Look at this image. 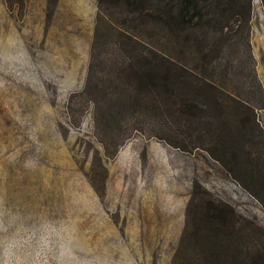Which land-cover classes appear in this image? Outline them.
<instances>
[{
  "label": "rangeland",
  "instance_id": "rangeland-1",
  "mask_svg": "<svg viewBox=\"0 0 264 264\" xmlns=\"http://www.w3.org/2000/svg\"><path fill=\"white\" fill-rule=\"evenodd\" d=\"M110 14L113 20L98 19L97 0H0V264H172L175 254L199 264L211 237L205 207L222 204L233 210L238 247L248 255V263L237 264H261L263 1L237 0L218 18L209 37L221 51L209 63L186 48L191 42L173 50L223 93L228 122L235 119L234 94L256 106L261 143L241 158L238 178L205 150L191 148L188 121L164 122L146 112L119 122L114 100L85 92L95 38L102 48L116 40L119 22L134 25L120 7ZM135 31L128 30L160 47L158 26L149 22ZM130 123L141 131L105 155L97 133L122 135Z\"/></svg>",
  "mask_w": 264,
  "mask_h": 264
},
{
  "label": "trees",
  "instance_id": "trees-1",
  "mask_svg": "<svg viewBox=\"0 0 264 264\" xmlns=\"http://www.w3.org/2000/svg\"><path fill=\"white\" fill-rule=\"evenodd\" d=\"M236 5L237 0H97L98 19L103 16L113 20L110 10L120 7L125 13L124 18L128 17L134 25L127 28L123 27L124 22H119L117 26L123 29L119 30L112 44L102 46L106 50H101L95 38L90 50L85 92L92 96L100 93L107 97L110 104L114 100L118 108L115 120L119 122H132L135 114L146 112H153L164 122L170 117L171 121L176 119V123L188 121L191 123L188 125L190 131L185 133L188 136L194 134L191 148L205 150L227 173L238 178L245 168V160L241 158L251 154L250 148L261 143L258 136L262 135V130L255 120L256 106L247 97L234 94L235 119L233 123L228 122L221 100L223 93L220 94L215 84L173 55V50L186 47L185 44L191 42L192 46L186 48L193 47L200 60L204 64L209 63L208 56L221 51L220 43H211L209 29L221 24L218 18H224ZM248 13L249 2L246 21ZM149 22L159 28L160 47L152 46L139 35L128 32L141 29ZM249 62L251 64V57ZM252 73V81L259 90V81L255 72ZM136 131L141 129L130 123L122 135L113 137L109 131L102 129L97 135L104 145L105 155L109 156ZM158 138L186 148L167 137ZM114 139L118 141L114 151L109 153L108 146ZM207 207L203 215L210 227L211 237L198 258L199 264L244 263L248 255L238 247L239 242L242 243L241 228L237 227L233 210L224 204ZM260 256L262 260L258 258V263L264 264V255ZM251 263L254 264L253 260ZM172 264L188 263L179 261L175 254Z\"/></svg>",
  "mask_w": 264,
  "mask_h": 264
}]
</instances>
